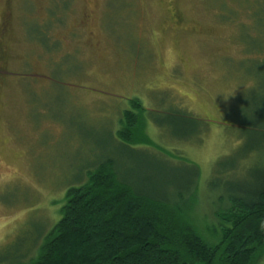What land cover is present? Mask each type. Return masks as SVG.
Wrapping results in <instances>:
<instances>
[{"label": "rangeland", "instance_id": "rangeland-1", "mask_svg": "<svg viewBox=\"0 0 264 264\" xmlns=\"http://www.w3.org/2000/svg\"><path fill=\"white\" fill-rule=\"evenodd\" d=\"M132 99L169 155L120 143ZM263 134L264 0H0V262L41 244L104 160L156 192L197 172L215 227L226 187L262 171Z\"/></svg>", "mask_w": 264, "mask_h": 264}, {"label": "trees", "instance_id": "trees-1", "mask_svg": "<svg viewBox=\"0 0 264 264\" xmlns=\"http://www.w3.org/2000/svg\"><path fill=\"white\" fill-rule=\"evenodd\" d=\"M146 112L138 100L129 101L116 133L120 143L169 155L148 136ZM262 137L254 149L263 153L262 171L250 186L226 187L215 227L201 230L196 219L197 172L156 192L123 180L104 160L83 184L66 190L60 216L41 244L37 237L16 261L0 264H256L264 255Z\"/></svg>", "mask_w": 264, "mask_h": 264}]
</instances>
